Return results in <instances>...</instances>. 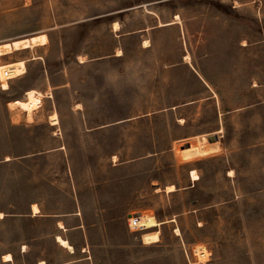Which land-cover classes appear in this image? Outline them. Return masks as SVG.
Here are the masks:
<instances>
[{"label":"rangeland","instance_id":"1","mask_svg":"<svg viewBox=\"0 0 264 264\" xmlns=\"http://www.w3.org/2000/svg\"><path fill=\"white\" fill-rule=\"evenodd\" d=\"M41 35L0 55V264H264V0H0Z\"/></svg>","mask_w":264,"mask_h":264},{"label":"bare ground","instance_id":"2","mask_svg":"<svg viewBox=\"0 0 264 264\" xmlns=\"http://www.w3.org/2000/svg\"><path fill=\"white\" fill-rule=\"evenodd\" d=\"M45 42H46V37L41 35V36L29 38V39H24L21 41H16L11 44H8V43L2 44L0 45V55L8 54L13 50L31 48L34 44L43 45ZM24 72H25V66H24L23 61L0 65V82H1L2 88L4 90L8 89V81L22 75ZM5 73H7L8 78L5 77ZM13 105L25 114V119L27 122H32L34 112L37 111L40 107V99L37 95L33 93H27L26 100L24 101L14 100ZM55 120H56V115H53L51 121H55ZM191 176H192V179L194 180L197 179L195 172H192ZM37 212L38 210L34 206L33 213L36 214ZM137 223L139 224V229L141 230L149 229L157 225L156 222L153 220V218L140 219L139 222ZM175 233L179 234V230L176 229ZM141 239L144 243H148L150 240L157 239V234L156 232H145L142 234ZM57 241L63 247H66L68 250H72V247L66 240H63L60 237H57ZM197 254H198L199 261L201 263H204L206 261L205 252L200 251V252H197ZM11 260H12V257L10 254H7L4 256V261L9 262ZM41 264H44V263H41Z\"/></svg>","mask_w":264,"mask_h":264},{"label":"built area","instance_id":"3","mask_svg":"<svg viewBox=\"0 0 264 264\" xmlns=\"http://www.w3.org/2000/svg\"><path fill=\"white\" fill-rule=\"evenodd\" d=\"M5 77L8 78L7 73H5ZM0 89L3 90L2 86H1V82H0Z\"/></svg>","mask_w":264,"mask_h":264}]
</instances>
